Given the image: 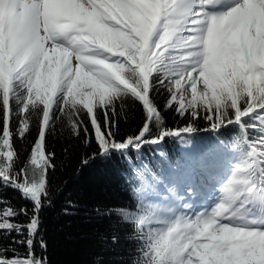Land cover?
Wrapping results in <instances>:
<instances>
[{
	"label": "snow or ice",
	"instance_id": "snow-or-ice-1",
	"mask_svg": "<svg viewBox=\"0 0 264 264\" xmlns=\"http://www.w3.org/2000/svg\"><path fill=\"white\" fill-rule=\"evenodd\" d=\"M161 90L166 110L205 120L206 131L237 129L239 155L217 139L224 163L215 175L197 179L186 167L158 181L150 199L162 206L151 214L97 215L131 220L132 264H264V0H0V189L31 204L15 206L0 192V264H48L35 249H47L40 214L51 203L54 121L66 119L79 135L86 116L99 155L119 154L127 169L145 145L199 130L165 127L153 99ZM125 97L142 106L143 120L118 139L115 106ZM33 117L37 133L20 161L14 138L26 137Z\"/></svg>",
	"mask_w": 264,
	"mask_h": 264
},
{
	"label": "trees",
	"instance_id": "trees-1",
	"mask_svg": "<svg viewBox=\"0 0 264 264\" xmlns=\"http://www.w3.org/2000/svg\"><path fill=\"white\" fill-rule=\"evenodd\" d=\"M153 99L163 115L165 127H183L192 122L199 130L184 134L182 138L166 137L158 147L145 145L144 159L141 161L140 154L134 153L135 160L127 169L119 154H113L110 158L99 155L86 116H82L84 125L79 135L73 133L66 119L54 121L46 137L47 151L54 153L55 165L48 171V199L51 203L40 214V234L47 242V249L42 252L38 244L35 249L37 255L47 257L48 264H96L97 260H103L105 264H132L138 245L131 220L115 212L99 216L95 209L125 208L132 213L140 211L151 214L156 210V204L143 198L144 192L159 191L158 181L164 176L173 175V169H176L175 173L181 174L186 167L189 168V159H185L182 151V144L188 140L207 141L206 150L202 151L201 156H196L199 166L209 156L213 157L217 139L223 140L229 151L240 149L237 145V129H223L217 136L205 130L209 127L205 120L192 121L190 116H178L174 108L166 110L165 91L161 90L159 95L154 92ZM99 116L102 122L103 113H99ZM115 120L113 131L118 139L135 133L143 120L142 106L131 97L117 101ZM84 127L88 128V135ZM155 132L156 127L153 125V134ZM36 133L37 123L33 117L32 129L26 137L14 138L20 161L26 160L30 154ZM183 161L185 168L181 167ZM0 192L13 205L31 208L28 201L20 198L19 192L11 188L0 189ZM65 209L70 214H65ZM18 219L23 221L25 217ZM113 235L118 237V243L111 242ZM4 243H8V240ZM16 247L24 250L21 245Z\"/></svg>",
	"mask_w": 264,
	"mask_h": 264
},
{
	"label": "rangeland",
	"instance_id": "rangeland-1",
	"mask_svg": "<svg viewBox=\"0 0 264 264\" xmlns=\"http://www.w3.org/2000/svg\"><path fill=\"white\" fill-rule=\"evenodd\" d=\"M216 172H218V169H217V171H216ZM196 178H197V179H199V178H200V177L198 176V174H197Z\"/></svg>",
	"mask_w": 264,
	"mask_h": 264
}]
</instances>
